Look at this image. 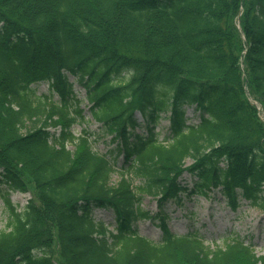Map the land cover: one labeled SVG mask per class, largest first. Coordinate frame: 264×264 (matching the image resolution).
Here are the masks:
<instances>
[{
  "label": "trees",
  "instance_id": "trees-1",
  "mask_svg": "<svg viewBox=\"0 0 264 264\" xmlns=\"http://www.w3.org/2000/svg\"><path fill=\"white\" fill-rule=\"evenodd\" d=\"M67 72L116 141L110 156L93 150L91 130L73 133L84 111ZM43 81L49 93L36 91ZM119 153L127 167L111 182ZM263 184L264 0H0V264H264L238 235L211 248L196 230L170 231L164 207L216 191L232 210L243 198L264 211ZM2 185L31 192L27 204ZM96 207L112 211L113 229ZM149 216L158 241L133 227Z\"/></svg>",
  "mask_w": 264,
  "mask_h": 264
},
{
  "label": "rangeland",
  "instance_id": "rangeland-1",
  "mask_svg": "<svg viewBox=\"0 0 264 264\" xmlns=\"http://www.w3.org/2000/svg\"><path fill=\"white\" fill-rule=\"evenodd\" d=\"M70 79H73L70 77ZM36 91L38 93L48 92V84L46 82L35 84ZM78 90L77 95L81 98V105L85 111V121L86 124H75L72 128L75 134L79 135L80 129L86 125L88 129L98 132L100 124L94 122L91 117L90 111H88V102L84 98V89L78 84L74 85V88ZM56 97V95H55ZM192 111V107L189 106L186 110V113L189 114ZM164 116V114H163ZM168 120L166 118H161L159 123L156 126V129L165 132V127L167 126ZM138 132H144L142 128L136 129ZM93 147L99 152H106L111 150L113 146L116 145L115 142L107 143L110 139L109 135L103 133L97 134V136L92 137ZM73 145L68 143V148L73 149ZM122 156H119L115 163V170L111 174V182H114L120 178L119 174L121 171H124V168L121 165ZM131 181L133 186H137L143 180L140 176L135 175H126ZM188 179V175H185ZM4 191L8 192V196L11 199V202L15 205L17 204L18 208L23 207L27 204V199L31 196L30 192H20L18 190L9 191L6 189L5 185L1 186ZM217 194V198H203L201 196H196L193 194L192 199H186L182 206L177 205L175 202L170 201L166 203L165 207L169 215L168 225L170 229H176L179 231L186 230L187 223H193L204 225L201 227V231L214 232L213 237L210 239L207 238L206 243L210 245L211 248H214L217 245H222L225 237L229 234H238L241 237H245L246 241L250 239L254 242V248L258 254L264 252V211L252 207L249 203L241 200L238 210L232 212L229 207L224 203L222 195ZM141 206L146 210H150L152 213L157 211L155 197L150 194L142 195ZM3 193L0 191V229L5 227L7 221L6 207L3 202ZM94 216L96 218H102L104 221L111 223L112 221V212L110 210H103L101 208H94ZM191 212V216H187L186 212ZM137 228L144 230L149 236L154 239H158L161 236V230L158 226V219L149 218V219H139L136 223ZM110 227V228H111Z\"/></svg>",
  "mask_w": 264,
  "mask_h": 264
}]
</instances>
